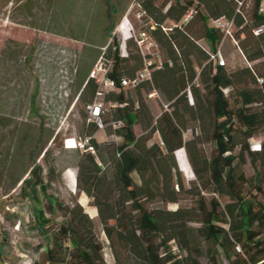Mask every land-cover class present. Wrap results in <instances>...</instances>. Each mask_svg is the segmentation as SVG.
I'll return each mask as SVG.
<instances>
[{
    "label": "trees",
    "instance_id": "trees-1",
    "mask_svg": "<svg viewBox=\"0 0 264 264\" xmlns=\"http://www.w3.org/2000/svg\"><path fill=\"white\" fill-rule=\"evenodd\" d=\"M159 1L141 0L140 6L142 19L155 25V30H148L164 51L162 67L153 71L152 82L143 81L133 89L135 98L124 89L104 98L113 104L108 134L122 142L101 146L95 139L97 124L85 127L84 139H90L97 157L80 158L77 194L88 197L97 216L92 218L77 201L69 205L48 195L39 166L31 167L22 182L21 192L32 201L39 200L38 191L47 201L46 208L35 210L36 223L47 239L45 264H107V247L115 264H264V142L257 150L250 145L264 129V29L255 33L264 28L260 0H250L253 6L247 13L246 0H165L162 5ZM191 10L196 14L183 25ZM222 17L239 30L236 48L247 67L231 71L214 64L211 54L198 45L203 39L212 56L217 54L224 35L209 27V20ZM168 22L177 27H166ZM126 45L123 56L114 36L103 56L111 62L108 77L118 87L144 67L142 56L131 50L137 47L134 39ZM89 76L82 81L79 74L80 92L84 89L79 99L88 106L98 91ZM154 89L170 106L153 127L142 91ZM118 122L123 125L115 129ZM208 122L210 155L202 149L199 135L184 139L190 123L205 127ZM136 125L151 129L150 135L138 137ZM153 133L159 134L161 144L151 143ZM59 136L52 133L50 140L55 143ZM180 150L186 151L196 176L189 185L176 161ZM48 154L49 150L44 158ZM48 175L52 178L54 169ZM60 213L63 221H54Z\"/></svg>",
    "mask_w": 264,
    "mask_h": 264
},
{
    "label": "rangeland",
    "instance_id": "rangeland-1",
    "mask_svg": "<svg viewBox=\"0 0 264 264\" xmlns=\"http://www.w3.org/2000/svg\"><path fill=\"white\" fill-rule=\"evenodd\" d=\"M164 1L160 0L159 5ZM139 6L135 4L129 20L135 36L141 31L149 32L146 18L144 21L137 17L141 9ZM252 6L253 2L246 0L244 12H250ZM165 26L171 27L172 24L168 22ZM126 30L119 34L116 28L113 32L120 43L122 55L127 56ZM56 32L71 38L75 36V31L61 19L54 0H0V264H45L43 254L47 239L36 223L35 210L46 208L47 201L41 191H38L37 202L32 201L28 193L25 195L21 192L22 182L29 178L28 172L33 166L41 167L42 179L48 185V195L69 205L77 201L92 218L97 216L96 209L89 206L88 197L77 194L80 158L91 153L74 149L73 146L69 150L64 144L66 140H84L85 127L92 124L88 104L79 99L84 90L80 92L79 51L84 49L81 51V64L86 66L91 47L72 44ZM238 32L234 25L232 37H224L218 46L226 61L225 67L231 71L247 67V62L234 44ZM198 45L211 54L210 60L216 64L207 42L201 39ZM159 49L163 62L165 54L160 46ZM131 50L141 55L138 47L133 46ZM197 85L203 94L199 81ZM128 93L135 98L133 89ZM225 93L229 95L228 91ZM149 94L142 91L154 117V127L158 118L167 111L165 106L169 107L170 104L161 94L160 98L154 99ZM89 97L88 93L87 99ZM104 104L103 127L97 125L99 130L95 139L101 146L119 144L121 139L108 134L112 127L109 113L113 104L105 101ZM231 107H235L232 102ZM235 123L240 129L237 119ZM210 126L209 122L205 127L190 123L189 129L184 132L185 142L199 135L202 149L210 155L213 150ZM134 129L138 137L148 136L151 132V129L145 131L141 125H136ZM52 133L60 135L55 143L50 140ZM263 142L264 129L251 140V149H259ZM151 143L161 144L158 133H153ZM47 150L48 157L44 158ZM176 161L186 184L196 182L185 150L176 153ZM107 165L110 166V163ZM50 168L54 169L52 178L48 175ZM246 169L252 175V167L248 165ZM157 206L176 209L175 205ZM47 217L52 219L48 213ZM53 220L63 221L61 213ZM101 239L106 245V238L102 236ZM106 262L115 264L108 247ZM203 264L206 262L203 261Z\"/></svg>",
    "mask_w": 264,
    "mask_h": 264
},
{
    "label": "built area",
    "instance_id": "built-area-1",
    "mask_svg": "<svg viewBox=\"0 0 264 264\" xmlns=\"http://www.w3.org/2000/svg\"><path fill=\"white\" fill-rule=\"evenodd\" d=\"M195 14L196 12L194 10L189 11V13L183 18L182 24L183 25L189 24ZM259 15L264 16V0H260ZM137 17L138 19L141 20L143 15L138 14ZM148 25H149V29L155 30V25L153 23H150ZM234 25L235 24L233 21L228 20L225 17L209 20V27L217 31H220L224 35V37L227 36L232 37V28L234 27ZM172 26L177 27L174 24H172ZM263 29L264 28L262 27L258 29L255 33L257 35L260 34L263 32ZM118 30L120 31L126 30V32H128V38H133L135 40L136 45L140 50V53L144 59V67L134 79L123 80L121 86L118 87L117 84L114 81L110 80L108 77V73L111 68V62H108L106 61V59H104L103 56L106 52V49H103L102 57L99 59V61L97 62V64L95 65L94 69L91 71L89 76V79L94 80L98 85V91L94 102L87 107L90 121L96 123L99 127H103L102 117L105 114L104 98L108 93L110 92L119 93L122 89L124 90L134 89L138 87L143 81L152 82L153 71L155 69L161 68L163 65L161 61L159 45L151 37L149 32L141 31L138 36H135L132 34V31H134V29L129 23L127 25L121 24ZM169 30L172 29L164 28V31H169ZM234 44L238 46L235 40H234ZM212 59L220 66L226 65V61L220 51H218L216 55H213ZM103 60L105 61L104 63L102 62ZM149 97L151 99L160 98V94L157 90L154 89L149 94ZM165 108L167 111L169 110L168 106H165ZM122 125H123L122 122H118V123H114L113 127L115 129H118L121 128ZM64 144L66 149H69L71 146H73L74 149L84 150L85 152L91 153L94 156L96 155V150L94 146L91 144L90 139H84L80 141H77L75 139L66 140Z\"/></svg>",
    "mask_w": 264,
    "mask_h": 264
},
{
    "label": "crops",
    "instance_id": "crops-1",
    "mask_svg": "<svg viewBox=\"0 0 264 264\" xmlns=\"http://www.w3.org/2000/svg\"><path fill=\"white\" fill-rule=\"evenodd\" d=\"M140 3L141 0H54V5L61 19L65 21L67 27L75 31V36L71 38L56 33L72 44L91 47L86 66L81 64V51L84 49L79 51V74L82 81L89 76L102 57L103 49H107L112 43L115 33L114 30L109 31L110 27L117 28L118 33L121 34V31L118 30L119 26L131 24L129 20L134 6L135 4L139 6ZM141 13L143 11L140 9L139 14ZM129 39L127 37L126 40Z\"/></svg>",
    "mask_w": 264,
    "mask_h": 264
}]
</instances>
